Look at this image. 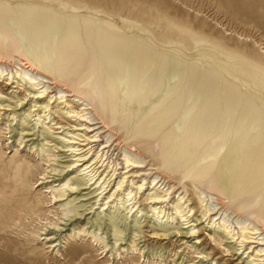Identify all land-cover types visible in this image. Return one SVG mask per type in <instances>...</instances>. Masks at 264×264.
<instances>
[{"label":"bare ground","instance_id":"bare-ground-1","mask_svg":"<svg viewBox=\"0 0 264 264\" xmlns=\"http://www.w3.org/2000/svg\"><path fill=\"white\" fill-rule=\"evenodd\" d=\"M45 1L0 0V83L24 90L14 108L6 106L14 110V120L16 108L29 99L35 110L24 120L44 124L49 119L63 130L64 148L76 158L64 170L77 169L83 180L63 183L64 193L70 185L95 187L97 204L88 209L98 205L102 212L115 211L106 216L107 225L100 219L93 226L107 229L116 242L127 232L128 219L138 224V216L149 209L147 215L159 224L156 237L182 234L200 250L206 231L223 253L246 256L243 264H264V67L194 38L201 50L187 56L170 28L156 35L130 23L125 31L87 5ZM6 64L12 65L9 74ZM55 115L74 125L64 129ZM46 150L42 146L41 153ZM111 150L124 157L119 170L108 158ZM16 169L14 182L3 185L5 193L13 189L7 207L42 211L45 201L33 194L29 178L33 168L18 163ZM80 208L62 216L71 221L82 216ZM215 251L203 249L199 255L225 264Z\"/></svg>","mask_w":264,"mask_h":264},{"label":"rangeland","instance_id":"rangeland-1","mask_svg":"<svg viewBox=\"0 0 264 264\" xmlns=\"http://www.w3.org/2000/svg\"><path fill=\"white\" fill-rule=\"evenodd\" d=\"M5 1L11 4L17 1L47 3L45 0ZM58 1H69L73 4L87 5L94 10L103 11L104 16L113 20L125 31H128L127 26L130 23L139 24L141 28L156 35L170 28V33L175 35L182 45L180 50L187 56L194 57L201 50H196L194 38L207 41L229 55L264 67V0ZM131 32L144 37H148L150 34L143 33L140 29H132ZM220 61L236 77L243 80L240 71L234 69L235 67L228 59L220 57ZM6 67L7 69L3 68L7 72L6 74L11 73L12 65L6 64ZM5 84L6 81L0 83L2 93L0 95V264H212L207 259L202 260L199 255L203 249L209 252L211 248L216 249L215 255L221 258V263L243 264L246 260V256L233 257L232 255L235 253L232 255L223 253L224 248L215 246L206 235L208 233L206 231L200 235L203 240L202 245H197L200 250L192 248L195 241L184 240L182 234L172 238L156 237L153 234L159 224L151 220L150 215H147L149 209L138 216V224H136V218L128 219L127 232L121 236L122 238L118 237L120 240L117 242L111 233L109 235L107 229L101 231L96 229L94 227L96 222L102 219L103 223L107 225V218L115 210L110 212L109 209L102 212L98 205L94 206L93 210L88 209L92 204H97L95 199L97 194H94L95 187L82 186L80 189H76L70 185L71 189L65 187L68 191L64 193L62 187L69 179L80 181L82 177H79L77 169L64 170V167L76 158L74 159L72 152L64 148L67 143L61 139L64 135H61L63 130H56L57 126L50 123L49 119H46L44 124H35L33 120H24L25 113L35 110L31 108L34 104L29 99L16 108L17 119L14 120L12 117L14 110L11 108L15 107L17 97H22L25 93H23L24 90L14 89L17 85L6 86ZM9 104H12L11 108L6 107ZM53 117H56L55 123L59 122L61 126L66 127L64 129L74 125L58 115L52 116V119ZM72 122H75V119ZM8 124L10 125L8 126ZM93 145L95 151L98 146ZM42 146H44V150L47 149L46 153H41ZM101 149L99 148V150ZM108 158L115 164L116 169L119 170L123 167L124 157L120 156L116 150H111ZM18 163H27L33 168L29 178L33 194H42V200L45 201L42 211L37 213L30 210L17 212L16 209L7 207L6 200L12 196L13 189H7V193H5L3 185L14 182ZM119 173L121 171L117 172L116 178L120 177ZM81 181L83 182V180ZM41 183L43 185H40ZM51 187L53 190L50 189ZM55 195L58 201L53 199ZM60 195H64V197H60ZM73 200L76 202L68 205ZM74 206H83L79 209L82 216L79 215L71 221L68 217L62 216L63 212H68ZM119 208V214L124 215L125 211L122 206ZM98 214H101L100 218H98ZM107 215L108 217H106ZM50 223L53 224L50 225ZM179 224L181 222L176 221L174 227H178ZM82 230H86V232L79 233ZM36 235H40V238L34 240L33 237ZM95 235L101 238L98 244L92 239ZM133 241L137 242V251L132 248ZM183 241L186 244H183ZM105 246L106 248H103ZM239 257L243 260L241 261Z\"/></svg>","mask_w":264,"mask_h":264}]
</instances>
